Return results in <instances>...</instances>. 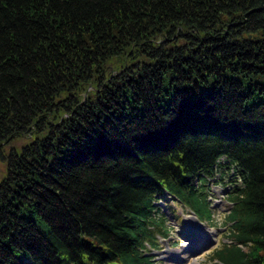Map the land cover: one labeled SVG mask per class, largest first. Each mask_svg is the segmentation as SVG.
<instances>
[{
    "label": "trees",
    "instance_id": "1",
    "mask_svg": "<svg viewBox=\"0 0 264 264\" xmlns=\"http://www.w3.org/2000/svg\"><path fill=\"white\" fill-rule=\"evenodd\" d=\"M0 162V264H153L222 169L211 258L264 264V0H0Z\"/></svg>",
    "mask_w": 264,
    "mask_h": 264
},
{
    "label": "rangeland",
    "instance_id": "2",
    "mask_svg": "<svg viewBox=\"0 0 264 264\" xmlns=\"http://www.w3.org/2000/svg\"><path fill=\"white\" fill-rule=\"evenodd\" d=\"M24 143L26 140L21 138L11 145L20 151ZM8 150L9 146L6 151ZM3 169L0 162V174ZM231 174V171L222 169V172L209 177L212 222L194 219L189 209L170 198L158 202V214L164 217L167 234L153 229L156 246L147 244L145 250L146 254L152 257L153 264H219L211 258V251L222 242H229L226 238L229 224L225 223V217L231 206L226 200Z\"/></svg>",
    "mask_w": 264,
    "mask_h": 264
},
{
    "label": "bare ground",
    "instance_id": "3",
    "mask_svg": "<svg viewBox=\"0 0 264 264\" xmlns=\"http://www.w3.org/2000/svg\"><path fill=\"white\" fill-rule=\"evenodd\" d=\"M97 56H98L97 53H95L93 55H89L88 58H87V62L89 63V62L93 61V59L96 58Z\"/></svg>",
    "mask_w": 264,
    "mask_h": 264
}]
</instances>
